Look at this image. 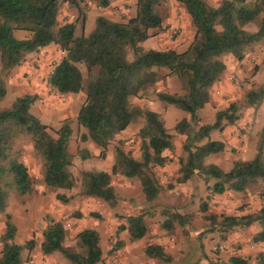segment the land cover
<instances>
[{
	"label": "trees",
	"instance_id": "16d2710c",
	"mask_svg": "<svg viewBox=\"0 0 264 264\" xmlns=\"http://www.w3.org/2000/svg\"><path fill=\"white\" fill-rule=\"evenodd\" d=\"M85 0H0V102L6 96L5 76L19 67L28 54L50 46L58 47L61 58L49 74L47 84L59 95L84 94L77 117V125L84 129L79 142H91L100 149L99 159H104L114 138L139 118L144 124L139 131L140 159H135L122 148H115L114 163L109 173L82 171L79 192L97 198L110 207L117 204L111 184L112 176L137 178L145 201L156 205L162 195V186L153 169L163 168L170 160L165 154L173 153V137L167 132L159 113L133 106L131 100L146 94L147 89L176 76L182 95L156 92L155 96L167 105L186 112L189 120L179 121L174 130L183 137L182 152L178 158L177 183L185 184L194 175L202 178L207 189L215 194L245 192L249 185L264 183V128L259 132L256 151L252 159L235 160L228 171L214 164H205V158L225 150L221 141L211 140L213 130L223 131L235 125L241 109L232 102L218 111L213 124H198L197 112L211 100V89L226 72L221 60L230 55L242 61L249 48L264 39V0H221L217 7L205 0H174L189 16L194 28V38L183 52L175 50H145L141 44L160 31L163 20L160 10L168 0H136L135 14L126 21H113L103 15L96 18L94 30L77 35V24L84 28L86 15L79 4ZM63 2L78 9L76 22L58 21ZM101 9L112 5V0H97ZM255 24L256 31L244 29ZM14 31L28 33L25 39H16ZM130 55V58H129ZM84 69V70H83ZM166 70V73H163ZM35 95L18 97L7 108L0 110V213L5 212L10 193L24 197L34 192V178L27 166L13 152L15 136L27 135L32 147L42 160L44 185L52 190L70 191L77 182L70 171L74 155L69 150L72 129L65 120L52 134L49 128L35 117L30 108ZM264 101V82L248 91L243 100L245 108L256 109ZM206 140L205 142H203ZM81 160L92 156L88 150H79ZM214 180L212 186H209ZM58 200L67 202L57 194ZM261 206L242 216L213 217L225 230L234 227L250 228L256 232L251 237L254 245L264 244V190L259 195ZM201 210L207 211L205 203ZM161 229L172 233L176 224L186 225L190 216L164 210ZM97 216V215H96ZM98 217V216H97ZM5 231L0 237V264H24L22 252L33 249V242L24 245L13 243L16 227L11 215L5 216ZM126 231L131 241L143 239L148 233L146 215L127 216L126 224L118 232ZM67 230L59 221H50L42 232L40 251L44 256L61 254L70 264H98L102 260L98 233L92 229L78 232L74 248L65 247ZM144 254L149 259L169 263L171 255L159 244H148ZM220 264H247L242 257L232 256ZM255 264H264V252L259 253Z\"/></svg>",
	"mask_w": 264,
	"mask_h": 264
},
{
	"label": "rangeland",
	"instance_id": "374dc122",
	"mask_svg": "<svg viewBox=\"0 0 264 264\" xmlns=\"http://www.w3.org/2000/svg\"><path fill=\"white\" fill-rule=\"evenodd\" d=\"M205 1L209 6L217 7L221 0ZM252 1L254 0H249ZM97 3V0H85L79 4V9L86 15V21L83 29L80 23L77 24V35L91 33L99 15L123 22L135 14L136 0H112V5L106 9H101ZM160 14L163 20L162 29L154 31L153 36L142 43L141 47L145 50H175L179 53L185 51L195 33L187 13L174 0H168ZM58 18L60 24L76 22L78 9L73 10L67 2H63ZM248 28L256 30L255 24H249ZM13 35L16 39L29 36L24 31H14ZM50 47L47 51L41 49L28 54L19 67L5 76L6 96L0 102V110L9 108L18 97L35 95L37 99L30 112L46 125L52 134L65 120L69 121L72 129L69 150L76 159L70 171L77 186L70 191L48 189L43 183L42 160L34 152L31 138L20 134L15 136L13 152L19 155L20 161L27 166L34 178V192L24 197L15 192L10 193L5 212L0 213V237L5 231V216L9 214L16 227L13 243L24 245L32 241L34 244L33 249L23 250V263L70 264L59 253L44 256L40 251L42 232L53 220L65 226L67 237L64 245L68 248L75 247L74 237L78 232L95 227L100 233L99 245L102 250V260L98 264H220L232 256L245 258L247 264H255L258 254L264 252V244L254 245L251 242L257 228L234 227L225 230L219 223H213L210 217H217L220 221L222 216H242L256 211L262 204L259 195L264 190V183L258 181L251 184L242 193L225 192L220 195L208 190L197 174L185 184L177 183V160L185 155L182 152L183 137L176 134L174 127L182 119L189 120V115L174 106L160 102L155 96L156 92L182 95L183 91L176 76L168 77L163 83L147 89L142 97L131 100L133 106L160 114L175 145L173 153H165L170 162H175L171 169H153L162 186V195L156 205L145 201L137 178H125L121 175L112 176L111 179L117 197L114 207L97 198L80 194L79 179L83 168L97 169L99 164L93 161L83 162L78 154L79 150L85 149V143L79 142V135L84 129L76 122L78 111L84 102V94L59 95L47 84L49 74L61 58L58 47ZM221 60L226 65V72L211 89L210 103L197 112L199 120L196 128L213 124L216 113L227 108L230 103L235 102L240 106V119L235 125H228L223 131L213 130L210 133V139L223 142L225 150L204 160L205 164H215L228 171L235 160L252 159L258 134L264 128V101L256 109L243 106L246 93L264 82V39L249 48L242 61L230 55L223 56ZM166 72L163 70V73ZM143 124L144 120L139 118L118 134L107 148L108 156L113 153L114 157L115 148L120 147L139 160V131ZM213 183L214 180H211L209 186ZM57 194L68 201L58 200ZM202 203L206 204V212L201 210ZM164 210L189 215L190 220L184 226L176 224L172 233H166L160 226L166 218L162 215ZM140 214L146 215L148 233L141 240L131 241L128 233L118 232V228L126 224L127 216ZM148 244L163 246L165 252L171 255L172 261L166 263L146 257L144 248Z\"/></svg>",
	"mask_w": 264,
	"mask_h": 264
},
{
	"label": "crops",
	"instance_id": "0c3cea01",
	"mask_svg": "<svg viewBox=\"0 0 264 264\" xmlns=\"http://www.w3.org/2000/svg\"><path fill=\"white\" fill-rule=\"evenodd\" d=\"M249 25L245 26L244 29L248 32H255L256 30H252L251 28H248ZM49 48L51 47H47L45 48V51L49 50ZM187 119V118H185ZM168 129V127H167ZM86 150H88V152L90 153V155L92 156L91 158L87 159V160H84L83 162H87V163H97L99 164L97 169H91L90 167H84L83 170L84 171H103V172H107L109 173L111 171V168L113 166V163H114V157H113V153L111 154V156L109 157L108 156V152H106V156L104 159H99L98 158V155L100 153V149L95 146L93 143L91 142H87L84 144L83 146ZM212 156V155H211ZM253 158V157H252ZM237 160H241V159H237ZM93 161V162H92ZM242 161H247V160H242ZM76 162V159L74 158L73 160V164ZM177 163H178V160H177ZM175 164V162L173 161H169L163 168H159L160 170L164 171L165 169H171V167ZM207 164V163H206ZM215 165V164H214ZM179 167V166H178ZM179 170V168H178ZM69 197V196H67ZM93 203H95L94 201H92ZM85 229H92V230H95L97 233L98 230L95 228V227H90V228H85ZM126 232V231H123V233ZM127 233V232H126ZM100 234V233H99ZM98 234V235H99ZM99 238H100V235H99ZM100 246V245H99Z\"/></svg>",
	"mask_w": 264,
	"mask_h": 264
}]
</instances>
